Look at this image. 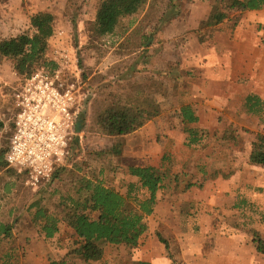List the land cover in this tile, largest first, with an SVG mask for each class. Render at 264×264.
Instances as JSON below:
<instances>
[{
  "label": "rangeland",
  "instance_id": "374dc122",
  "mask_svg": "<svg viewBox=\"0 0 264 264\" xmlns=\"http://www.w3.org/2000/svg\"><path fill=\"white\" fill-rule=\"evenodd\" d=\"M228 1L149 0L145 12L138 17V21L124 38L99 39L95 35L94 25L102 0H0V42L24 33H34L31 28V18L37 13L46 12L56 17L55 36L50 41L45 60L56 62L63 70L64 78L74 82L81 94L80 121L82 122L79 125V136L75 138L72 146L74 156L71 155L69 158L65 172L60 170L50 183L34 190L27 184L26 176L20 175L8 167L0 171V221L13 224L15 232L23 228L36 230L42 239L43 233L39 229L41 226L32 223V216L37 209H31V205L37 201L41 202L46 213H52L61 220L60 232L53 240H46V243L51 247H59L60 244H63L66 247V252L58 254L57 257L55 256L56 252H51L48 260L51 264L63 261L80 264L76 257L71 255L76 237L69 225V209L62 205L63 197L68 194L72 186L77 184L79 178L83 176L92 180L102 178L108 187L124 193V187L128 180L126 172L129 166H145L157 161L166 152V156L169 158L163 160L161 167L170 171L174 170L178 173L187 168L188 172L194 173L195 166L206 161L209 169L205 172L207 179H217V177L228 179L236 171H241L240 182L243 184L254 187V184L260 183L258 188H262V193L250 189H244L242 193L244 197L255 201L260 211L253 213L247 209L244 214L246 218L236 211L239 214L229 215L228 218L224 216L223 223L239 224V227L240 225L245 227L244 230L264 232V218L257 215L258 212L264 214V168L252 165L249 159L252 142L255 140V132H257L253 121L257 118L250 116L254 119L245 123L244 129L238 127L234 132H228L232 134L233 138H240L241 141L239 147L232 149L230 156L228 153L231 142L221 140V137L219 139L214 137L210 139L208 148L203 152L188 148L182 149L180 155L185 161L177 160L172 152L176 140L172 139L170 134L179 133L182 129L177 123L181 107L179 94L181 95L189 88L195 75L184 70L186 76L168 82L164 72H155V69L159 68V63L157 65L156 56L153 53L157 39L153 36L147 49L143 50L139 48L141 41L137 38L138 34L135 37L132 36L133 33L138 32L137 25L146 18L145 23H148V26L145 33L154 31L157 26L160 30L165 21L187 22L193 13L195 4L201 2L207 4L210 14L212 8H224ZM206 11L204 8L198 15L205 16ZM242 18L241 14L231 13L228 21L229 27L236 26ZM210 31L214 32L207 27L200 28L199 36L202 41L211 36ZM189 46L191 45L186 47ZM173 59L175 60L176 57L173 56ZM145 61H149V63L144 64ZM186 62H181L183 68L188 67L184 64ZM145 65L148 67L145 68ZM160 65L163 69L161 71L175 72L177 70L176 72H180V68H175V65L171 68V64L168 67L169 70H166L167 66ZM41 68L48 67L45 63H41V66L36 70ZM23 78L14 71L10 62L0 59V121L5 126V129L0 133V152L6 151L9 144L10 126L14 112L13 94ZM255 79L256 77L250 79L252 89L255 90L254 92L260 93L264 99V85L256 84ZM144 98L155 103L159 102L168 108L164 115L154 119L155 121L151 125L154 127H150L151 129H148L146 134L143 135L141 131H138L139 133L117 139L106 136L99 130L98 117L108 107L113 104L132 105L143 101ZM259 130L258 132L264 134V120L260 122ZM116 146H120L119 152L116 150ZM113 149L118 154L115 151L113 153ZM183 164L186 165L184 168ZM194 176L196 179L197 176ZM6 186H9L10 192L5 190ZM151 238L155 239V236L152 234ZM22 240L20 242L25 244L24 238ZM170 242L171 251L168 255L176 257L175 264H183L178 259L177 245L171 240ZM34 243L31 240L26 243L28 250ZM192 244L197 245L198 242L192 241ZM153 249L157 252L155 247ZM108 252L109 256H117L125 264L132 262L130 255L123 248H110ZM136 254L137 251L135 253L132 251L131 256ZM26 255H29L28 252L24 253V257ZM28 260L29 256L25 262Z\"/></svg>",
  "mask_w": 264,
  "mask_h": 264
},
{
  "label": "crops",
  "instance_id": "0c3cea01",
  "mask_svg": "<svg viewBox=\"0 0 264 264\" xmlns=\"http://www.w3.org/2000/svg\"><path fill=\"white\" fill-rule=\"evenodd\" d=\"M204 8L207 10L205 16L198 15ZM208 8L209 6L202 2L195 4L193 13L187 22L169 21L154 35L157 44L154 46L153 53L156 56L157 65L159 63V68L155 69L156 73L157 71L164 72L168 82L186 76L184 70L195 75L189 88L181 95L179 94L181 107L177 123L182 129L179 133L170 134L171 138L176 140L172 152L177 160L183 159L180 152L182 149H187L181 117L183 106L191 105L199 118V122L191 127L205 130L211 138L219 139L221 137V140L229 129L232 127L233 129L238 127L244 129L245 123L254 118H257L253 121L257 128L256 135L260 133L258 132L260 131V122L264 120V114L253 116L248 114L245 109L246 99L251 94L258 95L264 101L260 93L254 92L250 82L251 78L256 77L255 83L260 86L264 85V10L241 14L243 18L233 28L229 27V20H226L214 30L211 34L213 37L210 36L209 40L206 38L201 41L202 38L199 36L201 24L206 19L208 20L213 10L212 8L209 14ZM188 45L191 46L187 48ZM173 56L176 57L175 60ZM181 59L184 62L187 61L184 64L188 67H182ZM148 63L149 61H145L144 64ZM160 64L167 66L166 70H169L168 67L171 64V68L175 65V68H180V72H176L177 70L175 72L161 71L163 69ZM147 67L148 65H145V68ZM163 107L168 109L164 105ZM155 120L148 123L139 132L141 131L143 135L146 134L148 129L154 127L151 125ZM171 130L173 131L172 128ZM230 140L229 156L232 154V149L239 147L241 142L240 138ZM211 153H213L212 150ZM166 154L167 152L157 161L145 166L161 168L163 160L169 158ZM183 161L185 160L183 159ZM207 165L206 161L203 164H198L193 169L194 173L188 172L187 168L178 173L172 171L175 176L196 175L197 178L193 179L194 186L184 190L182 184L171 182L169 188L167 187L159 193L155 213L147 219L149 230L141 238L139 247L133 250L134 253L137 251V254L130 256L131 264L134 262L175 264L176 257L168 255L171 250L170 248L167 250L159 237L167 240L169 247H171L170 240L177 245L178 259L183 264H264V254L257 252L249 230H244L243 225L239 227V224L223 223L224 216L228 218L229 215L239 214L236 211L240 212V210L235 207V204L239 201V194L243 195L244 189L263 192L262 188H258L260 183L254 184V187L243 184L240 182L241 171H236L228 179L223 177L207 179L204 175L209 170ZM185 166V164L182 165L183 168ZM244 198L255 204L257 210L259 209L255 201ZM261 214L257 213L259 216ZM262 218H264V214ZM152 234L155 239L151 238ZM261 234L264 236V232ZM14 236L23 249L21 251L29 254L20 259V264H51L48 261L51 252H56V257L58 254L66 252V247L63 244H60L59 247L48 245L45 235L43 234L41 239L36 230L23 228L18 232L14 231ZM23 238L26 241L25 244L20 242L23 241ZM30 240L36 244H32L28 250L26 243H29ZM192 241L194 243L197 241L198 244L193 245ZM39 242L41 245L38 244ZM153 247L157 252L153 251ZM28 256L29 260L25 262ZM120 262L121 260L117 256H109V252H107L104 260L99 264L123 263Z\"/></svg>",
  "mask_w": 264,
  "mask_h": 264
},
{
  "label": "trees",
  "instance_id": "16d2710c",
  "mask_svg": "<svg viewBox=\"0 0 264 264\" xmlns=\"http://www.w3.org/2000/svg\"><path fill=\"white\" fill-rule=\"evenodd\" d=\"M148 2L149 0H102L94 25L95 35L99 39L124 38L138 21V17L145 12ZM263 10L264 0H229L224 8H213L201 28L207 27L214 31L230 19L231 13L244 15L247 12ZM146 20L147 18L139 23L138 32L132 34L133 37L138 34L137 38L141 41L139 48L143 50L147 49L155 33L159 31L157 26L154 31L145 33L148 26ZM56 22V17L50 13L40 12L32 16L31 28L34 33H24L1 41L0 59L10 62L14 71L24 78L36 72L41 63H45L51 70L57 69L59 66L56 62L45 60L50 41L55 36ZM210 33L212 34L211 31ZM245 109L248 114L261 116L264 114V101L258 95L251 94L246 99ZM165 112L166 109L162 104L144 98L143 101L127 106L113 104L100 114L97 125L104 135L122 139L136 133ZM181 117L184 124L183 132L186 135L185 146L195 151L208 148L211 139L209 134L200 128L191 127L199 122L191 105L181 108ZM78 128L80 129V126ZM3 129L5 126L0 121V133ZM234 130L233 127L229 129L222 140L232 139L233 136L229 133ZM116 150L119 152L120 146H116ZM114 151L113 149V153ZM71 153L74 154L73 150ZM5 154L6 151L0 152V171L8 167ZM249 159L252 165L264 168V134L255 135ZM61 170L65 172L66 168ZM126 174L128 180L124 193L108 187L102 178L92 180L83 176L63 197L62 205L69 209V225L76 237L71 255H74L80 264L101 263L110 248H123L131 256L132 251L139 247L141 238L149 230L147 219L155 213L159 193L169 188L171 182L182 184L184 190H188L194 186L193 179H195L192 175L175 176L168 169L152 166H129ZM8 187L6 186L5 190L10 192ZM238 200L235 207L240 210L243 218H246L244 214L247 209L253 213L259 211L256 205L246 200L243 195L239 194ZM32 208L37 209L32 216V223L41 226L39 229L48 241L53 240L59 233L61 220L52 213H46L40 201L32 204ZM261 213L263 217V212ZM14 228L13 224L0 221V251H2L0 264H20V259L24 258V253L21 251L23 249L14 236ZM249 232L257 252L264 254V236L255 230ZM159 238L168 250L170 248L168 241ZM52 264L70 263L63 261Z\"/></svg>",
  "mask_w": 264,
  "mask_h": 264
},
{
  "label": "built area",
  "instance_id": "2783aa9c",
  "mask_svg": "<svg viewBox=\"0 0 264 264\" xmlns=\"http://www.w3.org/2000/svg\"><path fill=\"white\" fill-rule=\"evenodd\" d=\"M13 97L5 162L38 190L68 166L79 136L81 94L58 67L41 68L23 78Z\"/></svg>",
  "mask_w": 264,
  "mask_h": 264
}]
</instances>
